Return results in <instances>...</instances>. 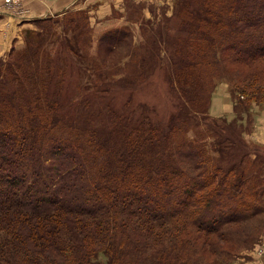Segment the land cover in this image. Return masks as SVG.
<instances>
[{
  "label": "trees",
  "instance_id": "trees-1",
  "mask_svg": "<svg viewBox=\"0 0 264 264\" xmlns=\"http://www.w3.org/2000/svg\"><path fill=\"white\" fill-rule=\"evenodd\" d=\"M173 3L181 32L170 36L162 13L156 59L172 49L170 82L190 109L207 110L223 76L234 78L241 103L264 101L258 77L238 79L227 65L264 58V3L247 17L256 31L243 30L231 14L246 9L243 0ZM66 11L61 24L56 15L34 18L40 27L0 59V264H204L181 232L190 225L233 238L230 224L264 213V184L248 187V164H220L205 144L189 140L188 112L164 125L144 106L139 112L104 105L115 66H103L102 54L125 43L136 54L141 42L132 45L131 25L106 30L96 39L103 53L92 58L87 9ZM233 32L241 38L232 41ZM68 55L85 65L89 79L76 101L62 98ZM174 146L185 159L170 152ZM245 147L247 154L256 150ZM216 243L207 264L231 263L235 252Z\"/></svg>",
  "mask_w": 264,
  "mask_h": 264
},
{
  "label": "rangeland",
  "instance_id": "rangeland-1",
  "mask_svg": "<svg viewBox=\"0 0 264 264\" xmlns=\"http://www.w3.org/2000/svg\"><path fill=\"white\" fill-rule=\"evenodd\" d=\"M62 1L0 0V3H4L6 7L12 10L26 9L33 11L45 6L52 8L53 5ZM92 1L93 8L90 13L89 6L78 5L72 8V10H75L74 13L87 9L92 30L91 39L87 42L85 48L93 53L92 58H98L99 53H103V47L100 45L98 48V44L96 45L97 37L106 30L126 24L131 25V31L133 30L132 45L136 46V43L141 42L139 45L142 48L141 51H136V54H133L132 50L130 55L129 48L125 43L116 47L112 53L102 54L103 66H115L111 75L112 82L105 86L107 92L104 93L105 97L101 99L104 105L111 103L119 110L125 109L124 105H128L126 108L132 107L135 110L138 109V111L145 107L149 109L148 112L154 120L164 125L173 122L176 117L184 118L188 112L190 117L186 120L187 123L192 125L186 135L189 140L197 145L200 143L205 144L207 156L220 164L235 161L237 168L242 164H248V175L251 178V180H248V187L254 188L256 185L264 184V101L256 99L254 102L242 101L243 103H241L236 97L239 96V93L235 89L234 78L232 80L227 76H223L218 79L213 87L207 110L204 109L203 112L196 111L194 113L195 111L190 109L184 98L179 96L176 88H173L170 82L172 49H169V46L168 48L163 46L162 53H159L161 58L159 61L156 59L157 45L159 48L161 44L163 45L162 42L159 44L158 41L156 44L158 31L161 27H164V25H160V17L164 13L169 16L167 25H169L168 33L170 36L181 32L177 28L178 19L172 15L174 0H90L88 4ZM95 1L98 3L97 13L94 9L96 6ZM243 1H245L246 9L231 14L235 15L237 19L239 18V22L245 26L243 30L246 28L247 30L256 31V21L249 22L247 17L254 18V12L250 9L260 6L264 3V0ZM131 9L135 10L136 13L138 10L142 17L133 19L135 16H130L133 14L129 13ZM67 12L53 16V19H59V24H61L62 16L67 15ZM128 17L131 20L138 21L130 22L127 20ZM139 21L143 26L141 32ZM52 23L53 27L58 30L62 29L61 25H54L56 24L55 21H52ZM38 27L40 25L33 21L30 26L18 28L20 40L19 42H13L14 46L23 45L27 32L36 30ZM3 28V26H0V40L2 39ZM58 34L65 36L63 32H58ZM66 34L71 35L70 32H66ZM231 37L232 41L241 38L236 32H233ZM255 39L259 42V35H255ZM136 47L133 49L136 50ZM248 49L253 51L254 47L249 46ZM239 51L244 52L240 46ZM240 52L239 54L242 55ZM7 53L5 55L0 53V59L6 58ZM119 62H124L121 63L123 66L120 65L121 68H116V64ZM227 65L231 70L228 72L235 74L238 79L242 77L241 80H243L245 77L252 78V76H255L258 77V84L264 86V58L251 62H240V64L227 63ZM84 66L82 62L76 60L75 56H67L62 98H75L74 101L79 98V88H85V85L89 82ZM194 122L197 123L194 124ZM237 139H239V142ZM242 143H244V146H242ZM245 143L256 147V150H253L251 154L245 153ZM213 145L214 148H212ZM174 147L170 152L177 151L181 154V158L185 159L183 150ZM174 193L176 191L172 193V196ZM156 200L163 204L166 202L158 198ZM229 227V232L233 238L227 240H220L215 234L199 232L190 225L184 228L185 230L181 232V236L190 239L196 249L194 251L195 257L199 256L197 261L200 263L207 264L214 259V253L210 249V245L217 242L216 244L220 248L235 252L232 256L233 260L229 264H264V213H260L247 221L234 222Z\"/></svg>",
  "mask_w": 264,
  "mask_h": 264
},
{
  "label": "crops",
  "instance_id": "crops-1",
  "mask_svg": "<svg viewBox=\"0 0 264 264\" xmlns=\"http://www.w3.org/2000/svg\"><path fill=\"white\" fill-rule=\"evenodd\" d=\"M90 0H63L60 3L53 5V7H42L39 10H26V9H10L4 5V3H0V26H3V30L1 33L0 40V53L5 55L10 46L15 42H19L20 36L18 34V28L26 27L33 24V19L38 17H45L49 15H59L63 13L67 9H72L81 6H89L90 10L93 8V1L88 4ZM96 6L94 7L96 13L98 12L97 2L95 1ZM83 6V7H84ZM16 35V36H15ZM14 42V43H13Z\"/></svg>",
  "mask_w": 264,
  "mask_h": 264
}]
</instances>
